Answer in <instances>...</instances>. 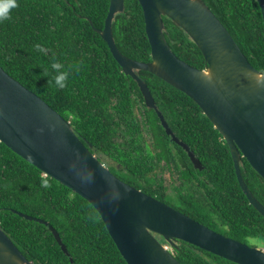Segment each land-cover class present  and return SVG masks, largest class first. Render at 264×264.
<instances>
[{
  "label": "trees",
  "instance_id": "trees-1",
  "mask_svg": "<svg viewBox=\"0 0 264 264\" xmlns=\"http://www.w3.org/2000/svg\"><path fill=\"white\" fill-rule=\"evenodd\" d=\"M204 1L250 63L264 71V19L258 0ZM109 7L110 0H18L11 18L0 23V65L70 121L79 138L103 163L108 158V168L125 182L226 236L251 245L253 238L264 239V216L243 192L230 147L201 107L160 77L137 70L169 127L202 162V170L166 132L138 82L114 58L98 31L105 26ZM163 17L172 50L204 68L196 43ZM112 27L123 54L139 61L152 59L139 0H125ZM37 44L47 55L36 49ZM54 60L66 69L74 66L64 89L52 81ZM241 168L248 187L264 205V179L245 157ZM165 174L174 179L171 188ZM42 178L49 187L42 186ZM22 214L49 222L70 256L47 224ZM0 226L32 264H128L86 198L1 141ZM175 242L171 250L183 264H238L186 241Z\"/></svg>",
  "mask_w": 264,
  "mask_h": 264
},
{
  "label": "water",
  "instance_id": "water-1",
  "mask_svg": "<svg viewBox=\"0 0 264 264\" xmlns=\"http://www.w3.org/2000/svg\"><path fill=\"white\" fill-rule=\"evenodd\" d=\"M139 2L151 45L150 61L128 57L116 44L112 24L115 15L124 11L125 0H110L105 26L98 30L100 35L123 71L138 82L147 106L157 111L166 132L187 151L195 168L202 170V162L169 127L137 70L160 77L201 107L230 147L243 192L264 216V205L248 187L241 168L245 157L264 179V71L250 63L204 0ZM258 3L264 19V0ZM163 16L169 17L196 43L206 62L204 68L187 63L172 50L166 39ZM0 141L45 175L86 198L100 213L128 264H183L171 250L177 239L238 264H264L263 248L226 236L115 175L79 138L70 121L1 65ZM22 216L47 224L70 256L59 232L49 222ZM0 264H32L1 226Z\"/></svg>",
  "mask_w": 264,
  "mask_h": 264
},
{
  "label": "clouds",
  "instance_id": "clouds-1",
  "mask_svg": "<svg viewBox=\"0 0 264 264\" xmlns=\"http://www.w3.org/2000/svg\"><path fill=\"white\" fill-rule=\"evenodd\" d=\"M17 7L18 0H0V23L8 21L11 18L12 11ZM35 47L40 53L47 55V52L43 46L37 44ZM72 67L74 66H69V69H66L63 63L57 62L55 60L52 62L51 68L54 71L52 81L57 88L64 89L67 86L70 76V69ZM42 186L45 188L49 187V182L46 178H42Z\"/></svg>",
  "mask_w": 264,
  "mask_h": 264
},
{
  "label": "rangeland",
  "instance_id": "rangeland-1",
  "mask_svg": "<svg viewBox=\"0 0 264 264\" xmlns=\"http://www.w3.org/2000/svg\"><path fill=\"white\" fill-rule=\"evenodd\" d=\"M106 165H108L110 163V160L108 158H105V162H104ZM164 178H165V181H166V185L169 186V184L172 182V180L174 181V179L169 175V174H165L164 175ZM169 188H171L169 186ZM172 189H170L171 191ZM251 243L253 244H256L257 246H259L260 248H263L264 249V239L263 238H260V237H257V238H253L251 240ZM251 245V244H250Z\"/></svg>",
  "mask_w": 264,
  "mask_h": 264
},
{
  "label": "flooded vegetation",
  "instance_id": "flooded-vegetation-1",
  "mask_svg": "<svg viewBox=\"0 0 264 264\" xmlns=\"http://www.w3.org/2000/svg\"><path fill=\"white\" fill-rule=\"evenodd\" d=\"M157 236V235H156ZM158 237V236H157ZM159 238V237H158ZM162 242L164 241V238H163V240L162 239H160ZM252 246H257L256 244H252ZM257 247H259V246H257Z\"/></svg>",
  "mask_w": 264,
  "mask_h": 264
}]
</instances>
